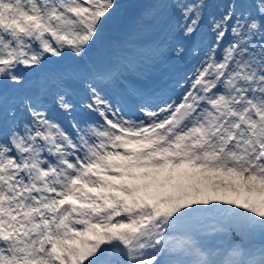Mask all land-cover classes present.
Here are the masks:
<instances>
[{"label": "snow or ice", "instance_id": "obj_1", "mask_svg": "<svg viewBox=\"0 0 264 264\" xmlns=\"http://www.w3.org/2000/svg\"><path fill=\"white\" fill-rule=\"evenodd\" d=\"M0 264H264V0H0Z\"/></svg>", "mask_w": 264, "mask_h": 264}]
</instances>
